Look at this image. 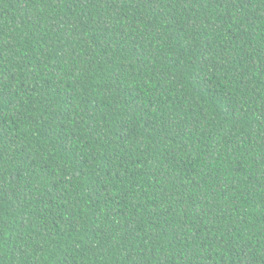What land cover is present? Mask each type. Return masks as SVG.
<instances>
[{"label":"trees","instance_id":"1","mask_svg":"<svg viewBox=\"0 0 264 264\" xmlns=\"http://www.w3.org/2000/svg\"><path fill=\"white\" fill-rule=\"evenodd\" d=\"M0 264H264V0H0Z\"/></svg>","mask_w":264,"mask_h":264}]
</instances>
